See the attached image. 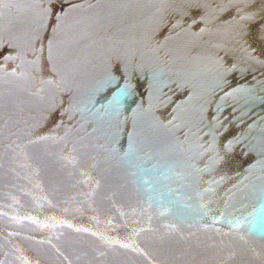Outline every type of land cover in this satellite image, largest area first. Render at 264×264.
<instances>
[{"label":"water","instance_id":"obj_1","mask_svg":"<svg viewBox=\"0 0 264 264\" xmlns=\"http://www.w3.org/2000/svg\"><path fill=\"white\" fill-rule=\"evenodd\" d=\"M0 264H264V0H0Z\"/></svg>","mask_w":264,"mask_h":264}]
</instances>
